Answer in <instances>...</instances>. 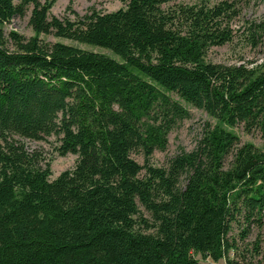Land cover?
Listing matches in <instances>:
<instances>
[{
	"label": "trees",
	"instance_id": "1",
	"mask_svg": "<svg viewBox=\"0 0 264 264\" xmlns=\"http://www.w3.org/2000/svg\"><path fill=\"white\" fill-rule=\"evenodd\" d=\"M53 2L0 0V264H248L230 232L244 224L243 240L264 223V60L205 54L232 41L230 22L249 0H120L76 20L50 17ZM28 11L34 36L10 31L9 50L2 26ZM244 26L246 43L262 44L264 21ZM41 33L118 58L43 44ZM179 100L215 123L156 167L151 155L189 117ZM236 125L263 148L241 143L226 128ZM15 136H55L59 155L77 156L73 168L50 179L49 163Z\"/></svg>",
	"mask_w": 264,
	"mask_h": 264
},
{
	"label": "rangeland",
	"instance_id": "2",
	"mask_svg": "<svg viewBox=\"0 0 264 264\" xmlns=\"http://www.w3.org/2000/svg\"><path fill=\"white\" fill-rule=\"evenodd\" d=\"M16 1V0H14ZM51 0H40L41 3ZM178 3L194 4L199 0H177ZM173 2H165L162 6L166 7ZM124 5L120 0H54L50 9L49 16H55L58 18H68L70 20H76L91 10L97 12H112ZM30 11V8H29ZM29 11L24 17H14L10 21L3 24L2 28L5 36V46L9 50H14L15 45L9 37V32L14 31L22 36L24 39H28L34 36V31L28 23ZM257 20L264 21V0H249L240 8V13L237 17L233 18L230 22V26L234 31V37L232 41L221 45L211 46L205 54V60L213 63L223 64H239L244 63L250 65L251 61L260 63L264 60V37L262 44L253 48L249 46L245 38L242 37V31L249 21ZM38 38L43 44H52L54 42H60L76 46L86 50H92L103 53L105 55L118 58L109 50L100 47H93L88 44L78 43L76 41L56 37L53 34H39ZM175 99L176 96L173 95ZM180 101V100H179ZM181 104L188 110L189 117L183 120L177 121L167 134V145L164 150H155L151 155L149 162L156 167H165L169 158L175 154L183 151H191L195 146L197 140L201 137L203 127L205 123H215V120L210 118L203 110L195 108L192 105L180 101ZM233 131L239 138L241 143L250 142L259 148H263L262 139L258 132H245L242 125H236L234 127H226ZM15 139L24 144L27 151H37L40 153L43 161L41 165L44 166L46 162L49 163L50 179H54L64 170L72 169L77 156L72 153L66 155H59L56 151L57 142L55 136H50L43 141H35L22 139L15 136ZM138 163L143 164L144 158L138 152L131 154ZM145 216L147 213L141 208ZM244 224H232V230L230 232L231 237L236 239L237 254L236 259L248 264H264V223L261 228L253 225L243 240L239 238L241 230L240 226ZM258 241L259 251L255 253L252 250V243ZM242 254L245 259L241 260ZM235 255V254H234ZM197 259L203 264H225L223 259L214 262L210 258L202 259L200 255H197Z\"/></svg>",
	"mask_w": 264,
	"mask_h": 264
}]
</instances>
